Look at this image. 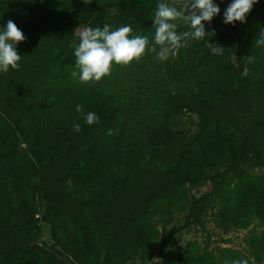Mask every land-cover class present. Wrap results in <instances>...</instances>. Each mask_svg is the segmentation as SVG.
<instances>
[{
  "label": "trees",
  "instance_id": "obj_1",
  "mask_svg": "<svg viewBox=\"0 0 264 264\" xmlns=\"http://www.w3.org/2000/svg\"><path fill=\"white\" fill-rule=\"evenodd\" d=\"M160 2L0 0V27L12 20L25 36L18 69L0 72V264H144L157 246L154 218L202 185L218 197L221 221L237 230L261 225L243 243L264 264V178L215 183L246 162L264 168V46L254 45L264 0L234 25L223 22L232 0H214L221 11L205 30L215 35L163 61L148 92L146 82L111 96L71 76L79 27L130 25L151 43ZM208 39L224 55L214 56ZM89 111L97 123L85 122ZM201 204H191L186 223L198 220ZM43 234L53 250L40 245ZM163 263L216 261L188 242Z\"/></svg>",
  "mask_w": 264,
  "mask_h": 264
},
{
  "label": "clouds",
  "instance_id": "obj_2",
  "mask_svg": "<svg viewBox=\"0 0 264 264\" xmlns=\"http://www.w3.org/2000/svg\"><path fill=\"white\" fill-rule=\"evenodd\" d=\"M223 2V0H222ZM258 0H232L224 10L225 24L245 23L246 16ZM219 6L214 0H189L182 8L167 2H160L155 10L153 19L154 42L150 43L146 35H132L130 25L121 26L115 30L104 24L103 27H84L79 30V43L74 49L75 69L71 72L73 78H79L83 84L96 83L111 75L114 65L128 66L139 61L145 54L155 53L157 59L165 61L170 56L175 57L181 48L187 47L190 40H203L215 35V31L206 32L205 22H211L220 14ZM188 25L190 30L178 32V22ZM25 41L23 32L12 21L8 20L6 29L0 27V72L8 73L10 69H18L19 62L24 56L18 54L17 45ZM254 45L264 46V32L257 35ZM207 46L216 56L224 55L226 48L218 43L209 42ZM247 63H254L255 57L248 55ZM78 69V71H77ZM242 77L249 75V69L244 67ZM76 111L83 112V106L77 105ZM99 116L92 111L84 115L88 125L99 121ZM73 131H82L79 123H74ZM116 134L108 129L107 135ZM154 261H159L157 258ZM232 264H248V260H234Z\"/></svg>",
  "mask_w": 264,
  "mask_h": 264
},
{
  "label": "rangeland",
  "instance_id": "obj_3",
  "mask_svg": "<svg viewBox=\"0 0 264 264\" xmlns=\"http://www.w3.org/2000/svg\"><path fill=\"white\" fill-rule=\"evenodd\" d=\"M188 3L189 0H170V4L177 6L178 9ZM182 23V21L178 22V25ZM81 28L83 27L77 29L78 35ZM162 62L157 59L155 53H148L138 62L134 61L128 66L114 65L110 76L102 78L99 82L84 85L94 86L96 91L103 94L124 96L126 92L130 94L132 89L137 91V88H143L146 82H149L151 86L146 89L148 92L156 86L155 79L160 74ZM239 175L264 178V168L246 162L234 172L221 176L215 183L224 181L233 183ZM196 201L202 203L198 220L186 223L190 206ZM220 208L221 203L212 192L210 185L189 189L182 207L166 209L152 221V226L158 233L157 246L147 256L144 264H164L166 252L181 251L188 242L197 243L201 252L209 253L214 257L216 264H230L236 256L252 261L253 264H263L253 260L250 251L243 243V237L250 232H259L261 225L253 221L245 230L234 229L218 218L217 213ZM39 243L44 248L53 250L46 234L42 235ZM157 258L159 261H154ZM63 261L64 264H72L65 259Z\"/></svg>",
  "mask_w": 264,
  "mask_h": 264
}]
</instances>
